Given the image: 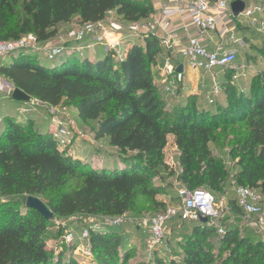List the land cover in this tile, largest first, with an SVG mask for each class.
I'll list each match as a JSON object with an SVG mask.
<instances>
[{
    "label": "trees",
    "instance_id": "1",
    "mask_svg": "<svg viewBox=\"0 0 264 264\" xmlns=\"http://www.w3.org/2000/svg\"><path fill=\"white\" fill-rule=\"evenodd\" d=\"M110 12L128 24L142 25L150 18L152 3L0 0V42L29 34L46 42L57 35V27L75 17L81 24L96 23ZM143 43L134 44L119 59L112 50L101 53L95 63L86 53L82 59L71 54L48 62L28 52L0 67V76L32 100L55 108L68 103L81 123L96 122V139H107L109 148L116 151L111 167L108 160L94 170L58 150L51 134L35 128L32 120L5 117L0 128V197L7 200L0 202V264H76L71 257L65 258L64 249H47L50 221L25 207L28 197L40 199L56 219L77 215L112 219L133 212L141 202L154 214L165 211L168 204L157 200L160 188L155 180L163 182L162 173L174 176L163 160L168 135L179 153L176 182L182 187L225 194L229 171L215 151L228 148L227 157L236 161L237 168L233 185L264 194V84L260 78H251L243 93L222 85L223 101L212 112L187 103L170 114L163 109L162 89L155 86L152 74L158 57L168 54L156 36H144ZM247 56V62L257 63ZM259 63L264 72V62ZM231 208L234 213L240 211L235 201ZM180 223L192 224L191 235L200 239L220 236L215 224ZM87 231L96 264L127 262L129 257L119 254L122 239L117 230L102 225ZM250 242L225 229L219 250L227 253V264H240ZM194 246H186L184 264H203L209 256Z\"/></svg>",
    "mask_w": 264,
    "mask_h": 264
},
{
    "label": "built area",
    "instance_id": "2",
    "mask_svg": "<svg viewBox=\"0 0 264 264\" xmlns=\"http://www.w3.org/2000/svg\"><path fill=\"white\" fill-rule=\"evenodd\" d=\"M235 1L237 0H167V4L163 6L160 14L157 13L152 17L151 24H131L129 26L131 34L142 32L144 36L150 34L156 36L160 46L168 54L164 57L161 66L162 93L164 95L169 98L178 97L187 73L210 75L211 87L207 97V105L209 106L216 105L217 99L223 94L222 85L225 84L218 80L215 70L222 73L228 70L229 83L239 85L240 88L238 89L241 93L245 91L243 86L248 84L251 78L259 77L264 84V72L257 65L249 62L237 63L239 53L237 47L243 48L245 44L235 39L230 27L226 26L219 31L220 43L216 49L207 50L205 43L216 31L218 20H224L227 17L232 23L234 22L230 6ZM257 14H264V2L253 6L246 5L243 12L236 18V22L238 25L247 24L249 27L259 24L257 30L264 33V21L258 23L254 18ZM174 19L182 25L185 34L184 42H180L170 28ZM228 35H230V43L234 47L224 50L221 42H224ZM110 39H112L111 35L106 31L102 20L96 23L83 24L82 27L69 31L60 39L58 46L48 50H41V47L46 46L51 39L46 42H39L32 34L15 41H1L0 60L31 52L43 54L48 62H54L64 58L72 51L85 49L94 51L97 46L104 47L105 50H113L115 43H112ZM179 67L182 68L181 72H177ZM14 89L8 80L0 76V105L6 99L12 100ZM35 102L43 105L36 100L31 101L33 105ZM56 113L57 108L49 106L46 119L52 125L50 134L58 150L66 152L73 144L74 134L67 124L56 119ZM1 124L2 119L0 118ZM234 195L235 203L243 216L253 220L254 227L264 233V194L249 187H236ZM177 199L179 205H168L165 211L153 216L134 219L126 214L110 219L109 225L112 228H120L125 225L134 226L139 232L146 235L152 244L157 245L164 240L167 225L176 220L183 223H201V218H207L209 225L215 224L214 220L217 218L215 201L208 191L189 190L181 187L177 190ZM3 200L4 198L0 197V202ZM217 234L222 236L224 230L218 228ZM79 241L76 252L82 254L83 258H92L88 244V231L81 234ZM64 242L66 244L74 243V235L68 233L64 237Z\"/></svg>",
    "mask_w": 264,
    "mask_h": 264
},
{
    "label": "rangeland",
    "instance_id": "3",
    "mask_svg": "<svg viewBox=\"0 0 264 264\" xmlns=\"http://www.w3.org/2000/svg\"><path fill=\"white\" fill-rule=\"evenodd\" d=\"M150 1L152 3L150 18L142 25L151 24L152 17L162 9L164 3L166 2V0ZM15 13L18 15L17 11ZM258 15H255L254 18ZM260 15L264 16V14ZM103 21L106 31L109 35H111L112 39H110V41L115 43V48L112 51L115 52L117 59L122 57L123 54L134 44L144 46V35L142 32L131 34V30L129 28L131 24L125 22L114 12L108 13L104 17ZM82 25L83 24L80 23L77 17L72 19V21L68 24L60 25L57 27L56 37L51 39L46 46H42L41 50H48L58 46L60 44V39H62L69 31L78 29L82 27ZM258 28L259 27L254 29L253 26H242L239 28V36H247L250 41H252V51L249 55L257 59V63H255V61L251 62V64L257 66L260 65L259 62H264V33L258 31ZM103 48L104 47H101L100 49V46H97L94 50L95 52L91 49H85L76 52L72 51L73 53L70 52L68 55L78 54L79 58L82 59L86 53V58L88 57L90 62L95 63L100 59V52H105ZM95 55L97 56L96 58H94ZM41 56V58H45L43 54ZM248 58L249 57L245 54L239 55L237 62L238 64L243 63ZM163 59V57H158L157 63L152 69V74L156 83L155 86L159 89H162L163 78L161 66ZM46 65L51 66V64L47 62ZM215 74L217 75L218 80L223 81L226 85H231L228 80V70H225L223 73L215 70ZM203 79H205V81L202 86ZM231 86L236 87V89L240 88L239 85ZM210 87V75L207 76L202 74L187 73L178 97L169 98L162 94L163 109L171 114L173 113L175 107L179 106L178 108H180L182 105L192 103L194 105L196 104L199 108L212 112L214 106L207 105V97ZM223 98L224 96L222 95L217 99L218 105L223 101ZM30 106L37 108L39 104L37 105L35 102L34 105L31 103ZM56 114V119H59L67 124L74 134L73 144L69 149H67V155L76 157L80 162L87 164L94 170H100L101 163L107 159H109L112 166L113 159H115L116 156V151L109 148L107 139H96L94 134V131L97 128L96 122H89L86 124L81 123L77 118V111L75 108L65 102L57 108ZM40 117L41 115L36 117L37 123L40 122ZM209 119L210 117L207 118V120ZM210 148L214 149L212 145H210ZM227 154L228 148L223 150L217 149L215 151V155L222 159L225 167L228 169L230 178L225 194L211 193L214 197L215 212L217 213V218L214 220V223L217 228L224 230L232 229L235 231L238 238L251 241V246L245 257H243L242 260L240 259V264H264V233L254 227L253 220L245 218L240 211H235L236 213H234L233 211L235 208H231V205H234L235 201L234 189L236 186L233 185V176L237 172V168L235 167L236 161L230 160L227 157ZM178 157L179 153L174 145V139L172 136L168 135L167 144L163 151V160L165 164H167L169 170H172L174 176H168L167 173H162L163 182L155 180V184L160 188V194L157 198L163 199L166 204L174 206L179 205L177 190L182 187V185L176 182L178 173ZM199 189L207 190L204 188ZM6 200L7 199H4L1 203L6 202ZM142 209L144 210L141 211ZM230 210L233 213H231ZM127 215L131 218L137 219L139 218L137 216L150 217L155 214L152 211H148L144 202H141L133 212H130ZM109 221L110 219H103L100 216L86 217L83 215H77L67 219L53 218L50 221V226L47 231L49 237L51 238L47 240L46 247L48 250L57 249L59 251V249H64L65 258L68 259L71 257L76 264H96L93 257L90 259L83 258L84 256L77 253L76 250L73 252L69 251V247H71V245L76 247L80 243L79 239L81 234L84 231H87L88 228H97L103 225L111 229ZM176 226L179 227L175 228ZM191 226L192 224H181L179 221L168 224L164 240L161 244L157 245L152 244L150 239L146 235L137 231L134 226L125 225L120 228L113 229L117 230L121 234L122 245L119 249L120 257H123L124 255L129 257L125 264H169L170 262H175V264H184L185 248L190 244L195 245V249L199 246L202 250L207 252V255H209L203 261V264H227V253L219 250L220 236L205 237L204 239H200V237L191 235L189 231ZM68 233H72L74 235V243L72 244H66L64 242V237ZM209 235H214V233L210 232ZM57 254L58 253H55V255Z\"/></svg>",
    "mask_w": 264,
    "mask_h": 264
},
{
    "label": "crops",
    "instance_id": "4",
    "mask_svg": "<svg viewBox=\"0 0 264 264\" xmlns=\"http://www.w3.org/2000/svg\"><path fill=\"white\" fill-rule=\"evenodd\" d=\"M244 2L246 3L247 6H253V5H257L259 3H262L264 1L263 0H259V1H256V0H245ZM166 4H167V0H166V2L164 3L163 6H165ZM160 11L158 12V14H160ZM159 19H162V17H159ZM255 19H256V21L258 23H260L261 21L264 20V16L259 14ZM233 23L227 17L224 20H222V19L218 20L216 31L211 34L210 39H208L206 41V43H205L206 46H207V50L208 51H213V50L216 49V47L220 43V40L218 38L219 31H221L222 28L228 26L232 30L235 39L240 40V41H242L245 44V46L243 48L239 49L237 47V49L239 51L238 57H239V55H242V54L249 55V53L252 51V49L250 47L252 45V41H250V39L247 36H239V28L242 27V26H246V27H249V26L247 24L238 25V23L236 21H234ZM170 26H171L170 28L172 29V32H173L174 36L176 38H178L180 40V42H184L185 34H184L183 29H182L181 23L178 22L176 19H174ZM258 26H259V24H254L253 28L256 29ZM221 43H222V46H223L224 50H229V49L234 47L230 43V35H228L226 37V40L224 42H221ZM100 49H101V47H100ZM103 50L106 51L104 48H103ZM93 52H95V51H93ZM101 53H103V52H100V54ZM238 57H237V59H238ZM12 60H13V58H6L4 60H0V67L9 66L12 63ZM245 62H247V60H245L243 63H245ZM239 64H242V63H239ZM204 81H205V79L202 80V86L204 84ZM154 83H155V81H154ZM155 85H156V83H155ZM30 104H31V102L30 103H20V102H16V101H13V100L6 99L0 105V118L3 120L7 116H12L16 120L22 121V122H25V121H28V120H32L35 128H40L44 132L50 133V131L52 129V125L49 122V120L46 119V115H47V111H48L49 106L44 105V104L43 105L39 104V106H37V108H35V107H31ZM38 115H41V117H40L41 119H40V122L37 123L36 122V117ZM1 126H2V124L0 125V128H1ZM108 160L109 159L104 160L101 163V166L105 165L106 161H108ZM108 165L110 166V162H109ZM157 200L160 201V202H165L163 199H160V198H157ZM175 228H178V226H176Z\"/></svg>",
    "mask_w": 264,
    "mask_h": 264
},
{
    "label": "water",
    "instance_id": "5",
    "mask_svg": "<svg viewBox=\"0 0 264 264\" xmlns=\"http://www.w3.org/2000/svg\"><path fill=\"white\" fill-rule=\"evenodd\" d=\"M245 6H246V3L242 0H237L233 2L230 6L232 17L234 19L238 18V16L245 9ZM181 71H182V68L179 67L177 69V72H181ZM12 100L16 102H20V103H30L32 101V99L28 95H26L24 92H22L19 89H14L13 94H12ZM25 207L27 209L36 211L47 221H51L53 219V214L50 212L47 206L40 199H37L34 197H28L25 201ZM200 222L202 224H207L208 219L201 218Z\"/></svg>",
    "mask_w": 264,
    "mask_h": 264
}]
</instances>
